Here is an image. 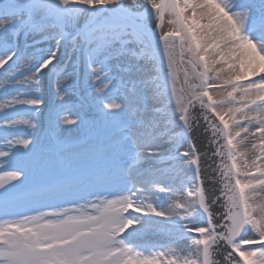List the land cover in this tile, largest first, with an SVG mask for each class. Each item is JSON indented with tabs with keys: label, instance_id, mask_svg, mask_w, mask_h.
Segmentation results:
<instances>
[{
	"label": "snow or ice",
	"instance_id": "obj_1",
	"mask_svg": "<svg viewBox=\"0 0 264 264\" xmlns=\"http://www.w3.org/2000/svg\"><path fill=\"white\" fill-rule=\"evenodd\" d=\"M0 70V264H264V0H0Z\"/></svg>",
	"mask_w": 264,
	"mask_h": 264
},
{
	"label": "rangeland",
	"instance_id": "obj_2",
	"mask_svg": "<svg viewBox=\"0 0 264 264\" xmlns=\"http://www.w3.org/2000/svg\"><path fill=\"white\" fill-rule=\"evenodd\" d=\"M28 44H29L30 47L28 49L26 48L27 51L25 50L26 51V55H27V59L21 65L22 68L24 66H26L32 60V57H33L34 54L38 53V49L39 48H45L46 49V48L49 47V44L47 42L39 44L38 46L34 47L33 46V42H32L31 39L28 40ZM9 63L11 64L12 62L10 61ZM2 71L3 70H0V72H2ZM43 91H44V89H43ZM8 98H10V96H5L3 94V91L0 90V100L8 99ZM2 144H3V138H2V134H0V145H2ZM116 188H119V189L121 188L119 180L115 181L114 188L111 189V191L115 192ZM107 194L108 193L105 192V195H107ZM81 199L83 200V202H86L88 200L94 199V197L89 192L82 191L79 195H77L76 197L72 198L71 201H69V200H64V201H62V200H49V201H45L44 205H51V207L42 205V206L38 207V210L39 211H52L54 207L58 208V207L66 206V205H62V204H64V203H76V202H79ZM19 211H22V212H24L25 214H28V215L35 214V211L32 208H28V207L21 208V209H19Z\"/></svg>",
	"mask_w": 264,
	"mask_h": 264
},
{
	"label": "bare ground",
	"instance_id": "obj_3",
	"mask_svg": "<svg viewBox=\"0 0 264 264\" xmlns=\"http://www.w3.org/2000/svg\"><path fill=\"white\" fill-rule=\"evenodd\" d=\"M49 92V89H48ZM50 98V97H49ZM187 165H184V168H186ZM191 175L190 171H189V176ZM187 178L184 176L183 174V169H181L179 166L177 167V172L172 174L170 177H167L165 182L167 183H171L174 187H179L181 181H185L186 182ZM115 183V182H113ZM114 188V187H113ZM112 188V189H113ZM121 188H116L115 191H120ZM85 202H83V200L81 199L79 202L76 203H64L62 205H66V206H62V207H66V208H72V207H76L78 205H83Z\"/></svg>",
	"mask_w": 264,
	"mask_h": 264
},
{
	"label": "water",
	"instance_id": "obj_4",
	"mask_svg": "<svg viewBox=\"0 0 264 264\" xmlns=\"http://www.w3.org/2000/svg\"><path fill=\"white\" fill-rule=\"evenodd\" d=\"M194 142L197 145V148L201 151H204L207 147V140L205 139V134L202 133V131H198L194 133L193 136ZM206 165L204 163V160L202 159V168H205ZM205 175H207V172H205Z\"/></svg>",
	"mask_w": 264,
	"mask_h": 264
}]
</instances>
